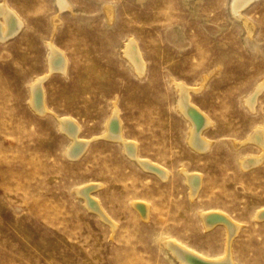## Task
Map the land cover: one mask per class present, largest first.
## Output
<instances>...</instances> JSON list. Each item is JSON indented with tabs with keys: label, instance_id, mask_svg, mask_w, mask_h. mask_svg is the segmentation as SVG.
<instances>
[{
	"label": "rangeland",
	"instance_id": "obj_1",
	"mask_svg": "<svg viewBox=\"0 0 264 264\" xmlns=\"http://www.w3.org/2000/svg\"><path fill=\"white\" fill-rule=\"evenodd\" d=\"M7 1L25 23L0 41V264H179L161 243L167 235L219 255L226 228L206 229L200 215L211 209L241 223L234 260L264 264V220L256 217L264 208V161L246 169L239 163L261 152L247 139L264 126V89L254 109L246 97L264 80V54L251 53L243 20L264 42V0L240 11L234 0H72L77 14L56 0ZM173 26L183 27L188 44L168 38ZM131 38L147 61L143 76L124 54ZM48 41L68 56L66 73L49 70ZM42 75L45 115L29 102ZM177 81L192 87V103L212 119L205 152L187 141ZM115 108L140 153L170 169L166 180L102 137ZM58 116L75 120L90 141L78 158L65 154L71 141ZM184 168L203 174L193 198ZM99 182L94 197L116 227L76 193ZM134 200L150 203L147 218Z\"/></svg>",
	"mask_w": 264,
	"mask_h": 264
},
{
	"label": "bare ground",
	"instance_id": "obj_2",
	"mask_svg": "<svg viewBox=\"0 0 264 264\" xmlns=\"http://www.w3.org/2000/svg\"><path fill=\"white\" fill-rule=\"evenodd\" d=\"M252 1L253 0H234L233 6H231L235 11H240L242 7L248 5V3ZM56 3L58 4L60 10H62L63 8H67L73 14H77L72 0H56ZM105 9L108 24H111L114 18V9L111 6H107ZM243 17L245 16L243 15ZM232 19L235 20L233 17ZM246 19L243 20L245 22V26L247 27L245 28V40L251 53L253 55H256L259 52L264 54L263 40H260L257 37L253 36L254 32L252 33V24L248 22V19ZM55 20L57 21V18ZM24 23L25 20L23 19V17L15 8L12 7V5L7 0H3L2 3H0V41H6L12 38L14 35L18 34L22 30ZM182 28L173 26L168 30V38L180 46L189 43L187 37H184V30ZM218 42L221 43V40ZM48 44L49 53L47 56V66L49 70L66 73L69 66L68 56L66 55L64 50L58 47L53 41L49 42ZM124 54L132 63L134 70L140 76H143L147 70V61L143 54L142 48L139 46V43L135 38H131L128 43L126 42ZM42 83L43 75L42 78L40 77L36 79L35 82L30 85L29 102L31 107L36 112L45 115L46 113H48L49 108L45 101L46 93L43 89ZM175 85L179 92L176 105L179 111L184 114V116L190 123L187 141L192 148L197 149L201 152H205L211 147L213 142L212 139H209L204 134V129L209 124H211L212 119H210L208 114L204 113L199 107L192 103L190 95V90L192 89V87L190 85L186 84L185 82L178 81L175 82ZM263 89L264 80L258 82V84H256V86L252 89V93L250 92V94L246 97V103L252 109L255 108L258 100V95ZM106 121V128L104 130V133L102 134V137L106 138L107 140H112L120 143L124 153L131 160L136 162L141 168L150 172H154L164 180L169 177L171 173L170 169L141 154L138 142L127 136L123 127L122 119L119 116L118 108H115L113 110L112 115ZM58 128L65 132L69 136L71 141L65 149V154H67L71 158H78L81 154L83 155L84 151H86L87 149V146H89L88 144L90 141L80 137V132L82 129L81 125L75 122V120L73 121L72 118L66 116L58 118ZM248 136L249 137L247 140L259 146L261 152L255 156L244 155L243 157H241L239 163L240 166H242L244 169L259 165L264 161V126L255 127L249 132ZM234 146L237 147V145ZM182 172L184 173V178L188 184L190 195L193 198L196 196V194H198V191L200 190V187L204 182L203 174L201 172L197 173L196 171H190L186 168L182 169ZM101 185L102 183L100 182L84 184L76 188V193L78 196L82 197L88 209L95 210L103 219L110 223V226L112 225L113 227H116V222L112 220V217H110V215L103 208L100 200L94 197L93 190L95 188L97 189ZM132 205L138 211L144 214L146 218L148 217L151 209L150 203L140 200H134L132 201ZM223 212H221V210L218 211L217 209H211L205 210L200 214L202 217V222L206 229L214 227L219 223L225 226L227 232V245L226 250L222 254L212 255L209 253H205L170 235L162 237V245L170 253V256L179 264H238L234 260L231 241L234 233L237 232L241 227V223L232 221L229 218L230 216H227L226 213ZM256 217L258 219L264 220V208L256 210Z\"/></svg>",
	"mask_w": 264,
	"mask_h": 264
}]
</instances>
